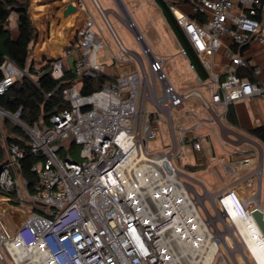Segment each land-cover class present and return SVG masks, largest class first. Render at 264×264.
<instances>
[{"label":"built area","instance_id":"2783aa9c","mask_svg":"<svg viewBox=\"0 0 264 264\" xmlns=\"http://www.w3.org/2000/svg\"><path fill=\"white\" fill-rule=\"evenodd\" d=\"M189 46L207 72L210 101L190 88L178 91L164 71V59L144 41L135 22L124 21L141 47L144 61L114 34L104 10L97 11L112 32L117 51L113 61L119 75L90 93L81 87L102 72L97 54L103 46L94 18L88 14L76 31L73 45L49 60L52 78L65 82L68 106L47 120L26 124L20 109L0 108V119L17 124L27 139L19 144L2 135L4 160L0 170V260L6 264H259L245 246V235L264 244L252 216L264 217V153L244 152L227 169L235 182L253 185L243 196L236 186L220 189L203 201L189 183L190 172L179 168L185 144L202 153L194 127L173 124L171 110L197 97L203 106L215 104L225 112L234 101L256 96L264 100V65L252 68V78L238 75L248 65L240 49L252 41L264 43V14L260 0H191V13L166 0ZM76 5L86 9L83 0ZM235 9V11H234ZM234 46L222 72L215 54ZM180 53L186 56L184 48ZM129 61L131 64L127 65ZM193 67L192 64H190ZM149 76H148V72ZM0 94L16 79L28 75L9 58L0 64ZM58 84V86L60 85ZM160 86V90L158 89ZM150 102L152 109L145 110ZM168 125L164 149L149 151L158 126ZM12 137V135H11ZM77 146L79 160L62 153L60 142ZM33 163L35 181L28 183L22 161ZM259 183V184H258ZM209 202L210 208L206 206ZM19 213L22 216L18 217ZM245 231L247 233H245Z\"/></svg>","mask_w":264,"mask_h":264},{"label":"crops","instance_id":"0c3cea01","mask_svg":"<svg viewBox=\"0 0 264 264\" xmlns=\"http://www.w3.org/2000/svg\"><path fill=\"white\" fill-rule=\"evenodd\" d=\"M17 1L25 2L27 4V10L31 24L36 29V39L30 44L28 51V63L40 65L42 62L49 61L60 54L61 51L67 46L73 45L76 39V31L83 25L88 14H90L95 20L98 36L103 42V46L101 47L102 52L106 51L108 63L110 61L114 63L113 53H115L114 50L117 49L116 41L112 32L105 24L101 14L97 11L93 0H83L85 2L86 9L78 7L76 5L77 0ZM95 1L101 8L103 7L102 4L105 6V8H102L104 10V15L118 39L119 37L108 19L109 16H111L114 21L118 20L120 23L126 26L124 18L125 15H128L135 22L137 29L140 31L135 19L132 16V13L128 9V6L135 5V0ZM170 1L174 2L183 12L191 13V0ZM260 2L262 3L261 14H264V0H260ZM69 4L73 5L75 9L65 12L66 7ZM112 4H116L118 7V12L110 7ZM142 4L145 5L144 7H146L148 12L153 14L157 19H160V30L162 31L161 34L166 41L172 44L171 46L167 47L166 50L158 51L155 49L153 51L143 36L144 41L150 47L151 51L156 56L164 59V70L165 68H171V65L169 64L170 61L178 57L179 62H182L183 66L191 72L190 81L178 85V90L190 88L197 89L207 101H210V94L207 90V83L205 81L207 78L201 79L195 69L191 67V63L187 55L183 56L180 53V48H182L180 42L178 41L174 32L171 30L169 24L166 22L159 5L155 0H142ZM7 28L10 30L12 37H16L17 24L16 15L14 12H11L8 18ZM150 40L153 43L154 37L151 36ZM232 51H235L234 46L225 45L216 52L215 58H218L216 69L218 71L222 72L223 66L227 62ZM240 52L248 60V65H250L252 68L255 65H264V43L252 41L249 44L241 47ZM102 73L104 72L102 71ZM104 74L107 78H109V80L116 76H112L107 73ZM247 77L252 78V72L250 76ZM185 102L187 103V109L183 112L182 118L178 120L176 124L173 121V124L174 126L180 124L183 126H195L196 122L200 121L202 126L194 128L196 134L200 137L203 146L202 153L197 154L192 150L193 154H195L196 162L187 165L199 166L202 164V159H200L199 156L204 155L203 153L206 147L242 148V145L250 144L252 146L260 147V143L264 144V142L251 133L252 128L264 125V100L260 99L259 97L252 96L234 101L228 106L225 112H221L215 104H211L209 108H206L203 106L201 100L197 97H191L185 100L184 103ZM184 103L182 106L174 109H182L184 107ZM228 109H231V118L227 116ZM165 125L168 128V125L165 123L160 124L158 128H165ZM163 134L165 135V139L168 140V133L163 132ZM208 142L210 143L208 144ZM16 214L18 217H21V214L17 212Z\"/></svg>","mask_w":264,"mask_h":264},{"label":"trees","instance_id":"16d2710c","mask_svg":"<svg viewBox=\"0 0 264 264\" xmlns=\"http://www.w3.org/2000/svg\"><path fill=\"white\" fill-rule=\"evenodd\" d=\"M155 1L161 8L166 22L176 35L181 47L185 49L193 68L201 79H206L207 73L176 23L167 1ZM11 12H14L16 15V37H12L10 30L7 28V21ZM35 39L36 29L31 24L27 4L17 0H0V64L3 58L7 57L18 68L22 70L26 69L28 75L35 77L30 78L24 75L8 86L0 94V108L11 112L20 109V117L26 124L47 120L52 113L68 106V102L62 96L65 82L62 81L60 83L59 80L51 77L48 72L49 61H44L39 66L34 63H28L27 58L30 44ZM236 72L241 76H250L252 67L250 65L238 67ZM106 79V75L102 72L98 73L94 78H85L81 87L82 93L87 94L100 88ZM59 83L60 85L58 86ZM231 113V109H228L227 116L230 118ZM251 133L264 142V125L252 128ZM3 134L10 136L7 138L8 141L10 140L19 144L27 139L26 134L20 126L11 123L7 118L0 119V164L4 160V150L1 144ZM36 160L37 158L32 154L26 153L22 161L23 173L29 184L35 181L36 174L31 167Z\"/></svg>","mask_w":264,"mask_h":264},{"label":"rangeland","instance_id":"374dc122","mask_svg":"<svg viewBox=\"0 0 264 264\" xmlns=\"http://www.w3.org/2000/svg\"><path fill=\"white\" fill-rule=\"evenodd\" d=\"M135 5L128 6L129 11L132 13L133 18L136 21V24L140 31L142 32L146 42L150 45L152 50L155 49L159 50H166L167 47L171 46L172 44L165 40L163 35L161 34V26H160V19H157L153 14L146 10L145 5L142 4V0H135ZM102 4V3H101ZM105 8V6L102 4ZM102 7V8H103ZM115 11L118 12V7L116 4L110 5ZM109 21L111 22L116 34L118 35L119 39L121 40L122 44L129 50L136 52L146 66V58L142 54L141 47L136 41L134 34L130 31L124 24L120 23L118 20L114 21V19L109 16ZM151 36L154 37V42H151ZM117 49L114 50L116 52ZM106 51L102 52V49L98 51L97 58L98 62L101 66V69L104 73L109 75H116L113 79L109 80L106 79V82H112L114 78L119 75V67L116 63H112L111 61L108 63V59L106 57ZM175 60V61H174ZM103 61V62H102ZM102 62V63H101ZM176 62V63H174ZM218 62V58H215V67ZM127 65L131 64V62L127 61ZM171 68H165V73L167 75L168 80L173 84L176 90H178V85L184 84L190 81L191 72L188 71L182 62H179L178 57L171 60L170 63ZM39 66V65H37ZM148 72V71H147ZM149 76V72H148ZM160 90V86H158ZM186 90V89H185ZM184 91V90H178ZM144 109L150 110L152 109V105L150 102L144 103ZM187 109V103H184V107L180 110L173 109L171 114L173 121L176 122L182 118L183 112ZM168 128L165 125V128H158L156 132V138L150 140L147 144V149L149 151H158L164 149L167 145V140L165 139V135L163 132H167ZM210 142H208L209 144ZM62 146V153H70L76 160H79L78 147L73 145L70 140H64L60 142ZM256 147V148H255ZM259 153L262 151L264 153V144L260 143L259 146H252V145H242V148H230V147H206L204 149V155L199 156L202 159V164L199 166H192L187 164L195 163L196 157L193 154L191 149V144H185L183 149V153L179 158V168H185L187 171L190 172V176L192 178H188L189 183L196 189L199 193L205 194L203 196V201L209 199L210 194H213L220 189L228 188L231 186H236L242 191L243 196L250 195L251 192L255 189L253 185H244L238 184L235 182V178L241 175L243 172H239L236 175H232L233 170L235 171L236 168H232V172L227 169V165L231 164L233 160L239 156H241L244 152H251ZM207 152V153H206ZM36 167H39L40 161L35 163ZM259 184V183H258ZM261 185V192L264 193V181H262ZM206 206L209 209L210 204L206 201ZM22 216V215H21ZM247 262L244 261L240 264H246ZM0 264H6L5 261L0 260ZM248 264H252L251 260Z\"/></svg>","mask_w":264,"mask_h":264},{"label":"bare ground","instance_id":"6f19581e","mask_svg":"<svg viewBox=\"0 0 264 264\" xmlns=\"http://www.w3.org/2000/svg\"><path fill=\"white\" fill-rule=\"evenodd\" d=\"M245 233H247L245 231ZM245 235V246H247L251 252L253 253L254 257L256 258V260L258 261L259 264H264V244H262V242H252L250 238V234H248L246 236Z\"/></svg>","mask_w":264,"mask_h":264},{"label":"water","instance_id":"95a60500","mask_svg":"<svg viewBox=\"0 0 264 264\" xmlns=\"http://www.w3.org/2000/svg\"><path fill=\"white\" fill-rule=\"evenodd\" d=\"M74 9H75L74 6L69 4L67 5L65 12L72 11ZM1 165L2 164H0V170H1ZM252 216L256 221L258 227L260 228L261 232L264 233V217H262L261 212L258 209H254L252 211Z\"/></svg>","mask_w":264,"mask_h":264}]
</instances>
